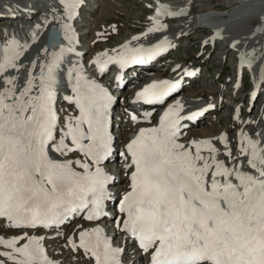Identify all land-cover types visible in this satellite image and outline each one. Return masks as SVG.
I'll return each mask as SVG.
<instances>
[{"label": "snow or ice", "instance_id": "6c2138e0", "mask_svg": "<svg viewBox=\"0 0 264 264\" xmlns=\"http://www.w3.org/2000/svg\"><path fill=\"white\" fill-rule=\"evenodd\" d=\"M79 3L62 0L64 13L54 19L61 23L66 43L53 29L52 50L44 47L43 58L31 62L22 86L19 76L7 73L24 67L19 61L30 46L13 37L0 48V219L10 228L51 229L78 213L98 221L113 198L109 187L114 177L104 165L114 153V97L89 78L79 60L69 59L81 56L70 23ZM183 14L159 5L148 33L167 28L162 17ZM37 34L33 32V42ZM163 45L171 46L167 38ZM161 48L129 42L112 55L98 54L92 63L101 73L113 63L125 69L153 59ZM255 55L242 53L241 67L252 68ZM65 71L71 94L63 100L77 111L62 118L57 100ZM260 81L264 83V69ZM178 88L171 80L153 82L136 93V101L164 104ZM183 111L179 101L169 105L156 125L139 128L119 153L131 171L128 190L119 197L115 228L138 241L150 264H264V137L254 138L241 129L235 151L227 132L183 143L182 121L203 115L184 116ZM151 116L145 112V121L151 123ZM131 119L139 123L135 114ZM44 239L27 231L0 237V256L6 258L0 264H53ZM68 243L82 251L89 264H122L123 249L113 245L102 227L83 229Z\"/></svg>", "mask_w": 264, "mask_h": 264}, {"label": "rangeland", "instance_id": "374dc122", "mask_svg": "<svg viewBox=\"0 0 264 264\" xmlns=\"http://www.w3.org/2000/svg\"><path fill=\"white\" fill-rule=\"evenodd\" d=\"M13 1L17 3L18 5H22L23 2H27V1L33 2L36 5V7H38V5L40 6L44 5L43 8L45 9V11H48V13L53 11V14L57 17L62 16L64 13L63 6L58 4L59 0H55L52 2L51 1L42 2L40 0H13ZM176 1L178 0H92V1L87 0V5L85 3V6L83 8L85 10L79 13V19H78L79 21L78 20L77 21L79 22L80 29L83 32L88 31V30H91L92 32L89 34V36H88V33H86L88 38L86 37L85 39H89V40L83 42L81 46L87 47V49L89 50L90 49L89 43H91V41L96 40L95 41L96 47L94 49L95 53L103 50V48L106 47V43H107V47H109L108 46L109 44V45H113L114 46L113 48L115 49L117 48L116 46H118L119 43L123 39L132 38V34L143 31L145 27L151 24L150 17H152V15L155 14L154 9H153L155 8V5L160 3V4L168 6L169 8H171V6L172 7L175 6V8L179 9V12H180L181 10H183L182 7H184V3H186L187 4L186 8H188L189 11L186 9L185 10L186 12L184 11L183 12L184 14L188 13L191 16L189 17V20L192 19L191 23L187 21L188 23L186 24L187 25L186 31L193 30V29L195 30L199 26H201L202 28L196 31L194 30L190 31V33H187L183 37H180L178 41L175 40V42H177V48L173 50V52L175 53H170L168 57L171 64L168 62V60H166L165 65L168 66L169 68H166L164 70V67H162L161 69L164 70L162 72L164 73L166 72L167 74H172L169 72L172 69H174L176 66L181 65L182 68H184L186 66L185 65L186 59L188 60L187 66L192 69H195L196 71H199V66L200 65L202 66L203 64V67H202L203 71L201 72V74L197 76V78L195 77L191 81H189L188 84L190 87L188 86L189 88L188 87H187L188 89L186 88L187 91L184 92L182 96L189 99V102H192L195 105L198 102V100L196 99L197 97L201 101H204V99H202V98H205L204 96H206V98L215 96L212 98H207L209 100L211 99V101L205 100L204 103L215 101L217 103L216 104L217 108L214 111L213 110L209 111L207 114V117H205L203 120L198 121L197 124L191 127L192 129H188V133H190V135H191V132L193 133V135H191V138L189 139L191 140L192 139H196V140L207 139L208 137L207 135L212 136V135L218 134L219 131H221V129L227 128L228 130L230 128L231 131L228 135L229 141L230 142L232 140L238 141V137L240 133L239 131L243 128L241 127L239 129L238 128L239 126L237 123L232 124V121H233L232 117H233V114H235L236 112L235 108H237L243 100L246 102V104L243 105V107L246 106V109L250 107V102H254L252 96L248 97V99H246L247 98L246 96L244 99L240 100L241 98L244 97V95L247 92H249L250 88L252 87V83H251L252 74L248 73L246 75L245 85L243 84L240 85L238 92L237 90L232 91L231 86L234 82V77L237 74L236 70H237L240 57H241L240 52L238 50V47L240 48L242 47V45L240 44L241 42L233 46L235 48V52H233L234 49L233 50L231 49V51L228 49H230L229 46L232 44L230 42L232 40L231 38L237 39L239 38L238 35H240V37H246L244 41L246 42L247 48H250V50L252 51H254L252 47L255 46V43H257L258 41L259 42L261 41L260 45L264 44V32L258 31V29H262L263 22H260V20L257 19L258 16H256V18H254L253 16L259 13L260 8L261 9L264 8V0H259L258 3L256 4L254 3L255 2L254 0H252V2H247L248 3L247 6H249V9H247V11L242 13L241 15L239 14L240 8H242L241 6H243L244 1H242L240 5L239 2H236V0H186V2L181 3V6L179 4H174V2ZM80 2L82 3L85 1L80 0ZM227 3L231 4L232 6H228ZM83 4H81V7L83 6ZM176 5H179V6H176ZM32 8L34 7L32 6ZM232 11H236V12H234L233 15H231ZM57 12H59L60 14ZM193 12H196V14ZM39 14L40 13H38L37 11V14L34 17L35 18L38 17ZM238 14L241 17L239 16L240 18L236 22L227 24L229 21H231V19L235 20V18L233 17ZM22 18L19 17L18 19H22ZM223 18L225 20H223ZM251 18H253L252 22H256V24H251L252 23L250 21ZM178 19L165 22L167 23L166 24L167 28L163 29L160 34H164V35L173 34L174 35L176 33V28L178 27V25L182 23ZM220 19H221V22H224L223 29H225V31H222V29H218V28L213 27V25H210V24L217 22ZM32 20H34V18H32ZM108 20L109 22H106ZM57 21L59 20L57 19ZM75 21L76 20H74V22ZM105 23L106 24L108 23V25H105ZM58 24L61 26L60 22ZM92 24H96V25L92 26ZM207 24L210 25L211 27L208 26ZM228 25H232V26H228ZM109 26L111 27V29L108 31ZM112 27L114 31H112ZM14 28L15 27H13L11 19L0 18V33L1 34L5 32H9L13 30ZM212 28L215 29V32L212 30ZM104 31L111 32L112 34V36L111 35L109 36L108 40L102 38L103 37L102 33ZM218 31L220 35L217 34V36H219L220 38L215 42L214 44L215 49H214L213 46L206 45V42L209 41V38H211V36L214 35V33ZM239 33H244V34H239ZM235 34L236 36H234ZM250 35L253 36L252 39L250 38L251 37ZM95 37H98L99 39H96ZM157 37L161 38V35H158ZM99 45H102V46L104 45V46L98 47ZM256 50L258 52H261L258 47H256ZM31 51L32 50L30 49V52ZM33 51H34V48H33ZM209 51H210V54H213V55L210 56ZM90 53H92V51ZM165 57L164 59H166ZM28 58L29 56H25V58H23L24 59L23 62L26 61ZM70 60L72 63H76V61L79 59L70 58ZM79 62L83 64L86 70V73H89L91 75L93 74V71L92 69H90L89 63L87 62L86 59H81L79 60ZM69 66L70 65L66 63L65 69H67V67ZM155 66L157 67V65ZM134 79H136V77ZM194 79L195 81H193ZM60 80H61V84L64 85V82L67 81L66 71L61 74ZM235 87L236 86H233V89ZM182 91H178L177 95L180 96ZM203 93L204 95L202 97ZM260 93H264V84L262 85ZM233 100H235V102H238L239 100L240 101L239 103L235 104ZM129 101L130 99L128 98H124V99L123 97L119 98V101L116 104L117 106L115 109L116 112L119 111L121 106H124L123 102L128 103ZM184 102L187 108L189 109L190 106H188V104L186 103L188 101L184 100ZM204 103H201V104H204ZM263 105H264V96L261 95L260 99L255 102V106L253 107L251 112L247 113L245 109L242 110L241 117L239 118L240 124L246 123L248 121V118H250V120H253L254 122H256V120L260 117L264 118V113H262V111L264 112V108L263 110H259L260 108L263 107ZM57 108L61 114V117L63 118L65 111L59 106H57ZM131 122H132V119H131V114H130V119H127L125 121V126L131 125ZM155 124L156 123H153V125ZM255 124L252 123V126H254ZM257 124H258V127L256 129L258 130L259 128L258 121H257ZM123 126H124V123H123ZM235 126H238V127L236 128ZM233 127H235L236 129ZM243 130H245V128ZM249 135H250V132H249ZM183 141L188 142V139L187 138L185 140L183 139ZM232 142L235 143L234 141ZM217 147L221 148V145H217ZM73 158H79V157L74 156ZM221 158H223V156ZM78 223H79V220L74 219L67 226L68 228L67 231L72 232V230H75L76 229L75 226H77ZM43 234L45 233L39 232L38 235L40 236ZM59 236L63 237L64 235H61L60 233ZM43 244L50 245L49 249L52 252L54 250L53 254H56L57 250L52 248V246L54 247V245H56V241L52 240L49 242L48 239H45L43 240ZM75 256H76V253H73L71 249L64 247L60 255L56 257L49 256V258L53 260L54 262H57L61 259L59 261L61 264H71L70 263L71 261H72V264H83V262L79 261V259L75 258Z\"/></svg>", "mask_w": 264, "mask_h": 264}, {"label": "bare ground", "instance_id": "6f19581e", "mask_svg": "<svg viewBox=\"0 0 264 264\" xmlns=\"http://www.w3.org/2000/svg\"><path fill=\"white\" fill-rule=\"evenodd\" d=\"M242 1H244L243 2V4L245 3V2H252V0H241V2H239V4L241 5V3H242ZM184 2H186V0H178V1H176V2H174V4H179L180 6H181V3H184ZM56 3V2H55ZM84 3V4H83ZM81 4H83V6L81 7ZM80 5H79V9H83L84 8V6H85V2H82ZM173 4V5H174ZM186 3H184V5H185ZM228 4V3H227ZM53 5V4H52ZM60 5H61V0H60ZM179 5H176V6H179ZM234 5V4H233ZM159 5H157V7H158ZM228 6H232L231 4H228ZM30 7V6H29ZM32 7V6H31ZM61 7V6H60ZM106 7V6H105ZM242 7V6H241ZM78 8V7H77ZM76 8V9H77ZM36 9V8H35ZM58 9V8H57ZM56 9V10H57ZM42 10V9H41ZM59 10V9H58ZM227 10V9H226ZM262 10H264V8L263 9H261L260 8V11H259V13H257V14H255V15H253L254 16V18H256V16H258V20H260V22H264V11H262ZM37 11H38V13H40L41 14V11L39 10V8L37 9ZM77 11V10H76ZM75 11V12H76ZM61 12V11H60ZM63 12V11H62ZM176 12H179V11H176ZM57 13H59V12H57ZM191 13V12H190ZM60 14V13H59ZM155 15V14H154ZM153 15V16H154ZM15 16H12V15H10V14H8V13H3L1 10H0V18H5V19H12V20H18V18L17 17H15ZM57 17V16H56ZM189 17H191L188 13H185V14H183V15H178V16H165V17H162L161 19H162V22L164 23V24H167V23H165V22H167V21H172V20H177L178 18V20H180L182 23L180 24V25H178V27L176 28V33L174 34V35H172L173 36V38H170V36L169 35H164V34H160L161 32H162V30L161 31H159V32H154V33H148V31H141V32H138V33H134V36L132 37V38H130L129 40H128V42L127 43H129V42H131V44L133 45V46H138L139 44H143L145 47H152V46H154V45H157V44H161L162 45V50L160 51V54H161V57L164 59V57L167 55V53L169 52V51H173V50H175L176 48H177V42H175V40L176 41H178V39H180V37H183L185 34H187V33H190V31H193V30H189V31H186V27H187V21H189L190 23H191V21H192V19L191 20H189ZM22 18V17H21ZM24 21H23V23H22V27L24 26V25H26V24H30V23H32V18H30V17H27V18H25V17H23L22 18ZM77 19V17L75 18V20ZM188 19V20H187ZM252 20H253V18H251V22H252ZM152 21V20H151ZM71 22H74L73 20L71 21ZM70 22V23H71ZM106 22H109V20L108 21H106ZM59 23V22H58ZM57 23V21L55 22L54 21V24L57 26V27H59L60 29H61V31H62V28H61V26L59 25ZM251 24H256V22H252ZM263 25H264V23H262ZM96 24H92V26H95ZM105 25H108V23L106 24L105 23ZM110 25V24H109ZM50 26V25H49ZM49 26H48V28H49ZM153 26V25H152ZM151 26V27H152ZM238 27V26H237ZM48 28H47V31H48ZM202 27L201 26H199V27H197L194 31H196V30H198V29H201ZM111 29V27L109 26L108 27V31ZM212 30L215 32V29L214 28H212ZM108 31H104L103 33H102V35H103V37L102 38H104V39H109V36L111 35L112 36V34H111V32H108ZM112 31H114L113 30V27H112ZM170 31V30H169ZM47 32H45V34H46ZM145 33H148L147 35H145ZM165 33V32H164ZM45 34L43 35V36H45ZM217 34H219V31L218 32H216V33H214V35H212L211 36V38H209V41H207L206 42V45H210V46H213V48H214V44H215V42L220 38L219 36H217ZM101 35V36H102ZM158 35H161V38L160 37H157ZM164 35V36H163ZM220 35V34H219ZM171 36V37H172ZM188 36V35H187ZM87 37V34L85 33V34H83V38L85 39ZM134 37H140V39L139 40H134L133 38ZM96 39H99L98 37H95ZM165 38H167V41L169 42V43H171V44H173V45H171L173 48H169L167 45H163V41L165 40ZM232 40L230 41L232 44V46L230 45L229 47H230V49H228V50H230L231 51V49L233 50L234 49V51L233 52H235V48L233 47V46H235L236 44L235 43H233V40H234V38H231ZM40 41V39H35V42L34 43H36V41ZM95 40V39H94ZM96 41V40H95ZM95 41H91V43H89V47H90V49L88 50H84L83 52H82V54H81V57H83V58H87V60H91V61H93L96 57H97V55L98 54H100V53H103V52H98L96 55H92V54H88V52L89 51H92V50H94L95 49V47H96V42ZM46 42V40L44 41V43ZM33 43V44H34ZM126 44V43H125ZM241 45H242V43H240ZM239 44V45H240ZM244 44V43H243ZM108 46L109 47H107V49H105V51H107L110 55H112V54H114L113 53V45H109L108 44ZM122 46V45H121ZM121 46H116L117 48H115V49H120L121 48ZM42 47V43L41 44H38V46H35V47H33L34 48V52H36V55L34 56V58H33V60H36V58L37 57H40V53H41V51H40V48ZM215 49V48H214ZM104 51V52H105ZM28 51L26 50V52H25V54L27 53ZM238 53V52H237ZM25 54H24V56H25ZM25 58V57H24ZM27 58V57H26ZM236 58V57H235ZM42 59V58H41ZM24 60V59H23ZM21 61V60H20ZM19 61V62H20ZM239 61V60H238ZM93 64V63H92ZM239 64L241 65V60L239 61ZM238 64V65H239ZM155 65H157V64H153L152 66L153 67H156ZM97 68V66H95L92 70H94V72H95V69ZM180 67L179 66H176L174 69H172L169 73H172V74H174L175 72H176V70H178ZM247 69H248V67H247V65H245L244 67H241V71L244 73V76H245V79H246V75L248 74V73H250V72H247ZM96 73V72H95ZM101 73V72H100ZM172 74H167L166 72L164 73V72H161V75L162 76H169V75H172ZM155 75H158V73L155 71ZM21 76V75H20ZM196 76H186L185 74H183L180 78H174L173 79V82H178V81H180L181 83H182V87H181V89L180 90H178V91H182V90H185L188 86H189V81H191L193 78H195ZM245 79H244V81L240 84V85H245ZM18 83L20 84V82L18 81ZM252 84H254V85H258L259 84V88H256L255 89V95L256 96H259L260 94H262V93H260V90H261V88H262V85L264 84V83H261V81H260V77L257 79V80H255V81H252L251 82ZM21 85V84H20ZM235 86H237V85H235ZM236 88V90H237V92L239 91V88H237V87H235ZM178 91H176V92H174V93H172V96H173V98H174V100L175 101H173V103H176L177 101H179L180 103H182L183 105H184V107L185 108H187V106H186V104H185V102H184V100L182 99V98H179V96L177 95V92ZM134 96H135V98L134 97H132V100L127 104V105H125V107H123V109H121L119 112H117V117L119 118V120L120 121H122L121 122V125H123V123H124V121L125 120H127V119H129V113H130V111L132 110V111H134L135 112V110L142 104V102L141 101H136V95L135 94H133ZM190 98V97H189ZM235 101V100H234ZM188 102H189V99H188ZM201 104V103H200ZM199 104V106H202V105H204V104H201L200 105ZM156 107H162L161 106V104H158ZM201 108V107H200ZM207 108H210V107H204L203 108V110H205V109H207ZM263 108H264V105H263ZM263 108H262V110H263ZM161 109L162 108H160L159 109V111H161ZM188 109V108H187ZM152 111V116H151V120L152 119H157L158 118V110H155V111H153L154 109H151ZM76 111V109H75V107L73 106V108L70 110V113H73V112H75ZM200 111H201V109H200ZM197 112V111H196ZM184 113H185V111H183L182 113H181V115H184ZM262 113H264L263 111H262ZM141 120H142V122H143V124L144 125H148V122L147 121H145V119H144V116H142V118H141ZM185 121V122H184ZM184 121H182V124L184 125V127H183V129H182V135H184V136H188V137H190V133H188V129H186V127H187V123H188V121L187 120H184ZM258 123H259V128H258V130L257 129H254V130H252V131H250V135H252L254 138L256 137V134H260L261 133V131L263 130L264 131V120H260V122L258 121ZM131 126V125H130ZM128 127V126H126V131H124L122 134H123V136H125L127 139H128V137H129V135H127V133L129 132L130 134L132 133V127ZM230 131H231V129L229 128L228 130H227V128L226 129H223L222 131H220V133L217 135V136H215V137H213V136H209V135H207L206 137L207 138H213V139H215L216 137H218V136H220L222 133H225V132H227L228 133V135H229V133H230ZM192 134V133H191ZM206 134V133H205ZM203 138V137H202ZM185 140V139H184ZM190 140V139H189ZM231 143V145L233 146V150L235 151V148H236V145L237 144H235V143H233V142H230ZM217 144H221V143H217ZM222 145V144H221ZM223 146V145H222ZM221 151H223V149H221ZM224 158V157H223ZM116 162V161H115ZM115 162H112L113 164L115 163ZM121 172L123 173V179H124V184L126 183V182H128V170L127 169H125L123 166L121 167ZM127 175V176H126ZM118 218H120V216L118 217ZM81 219H82V217H81ZM96 225L97 224H93V223H90V222H85L83 219L82 220H80L79 221V223H78V225L77 226H75L76 227V229L75 230H72V232L70 231V233H68L67 235L65 234L63 237H61V239H65V245H64V247H68V248H70L71 250H72V252L73 253H76V256H75V258H77V259H79V261H82L83 262V264H89V260H88V258L87 257H85L84 256V254H83V252L82 251H75V250H73L72 248H71V246H70V244L68 243V241H69V239L74 235V234H76V235H78V233H79V231H81V230H83V229H89V228H92V227H96ZM65 227V226H64ZM24 231H27L28 232V234L29 235H36V233L34 232V230H28V229H25V230H20V229H15V228H10V227H8V225H7V222L5 221V220H3V219H1V221H0V237H4V238H11L12 236H14V235H21V234H23V232ZM108 231H110L109 229H108ZM50 233H52V232H50ZM106 233H107V231H106ZM121 231H119V230H117V236L119 237V236H121ZM58 235H60V233L58 234ZM49 236L47 235V237H45V238H48ZM122 237V236H121ZM123 242V241H122ZM133 242V240L132 239H127L126 241H125V247L127 248L131 243ZM121 246H123V245H121ZM0 247H2V246H0ZM49 252L51 253V254H53L54 253V250H53V252L49 249ZM126 252V251H125ZM124 252V253H125ZM129 257V256H128ZM4 259H6V258H4ZM125 259V258H124ZM67 260V259H66ZM72 260V259H71ZM6 263H8V262H6ZM63 263V262H62ZM71 264H72V261L70 262ZM59 264H61L60 262H59Z\"/></svg>", "mask_w": 264, "mask_h": 264}]
</instances>
